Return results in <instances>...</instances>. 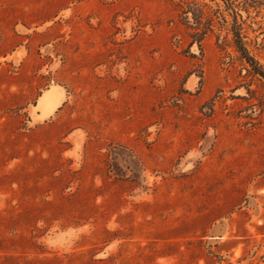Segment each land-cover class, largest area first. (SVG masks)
I'll return each mask as SVG.
<instances>
[{
  "label": "rangeland",
  "instance_id": "obj_1",
  "mask_svg": "<svg viewBox=\"0 0 264 264\" xmlns=\"http://www.w3.org/2000/svg\"><path fill=\"white\" fill-rule=\"evenodd\" d=\"M0 264H264V0H0Z\"/></svg>",
  "mask_w": 264,
  "mask_h": 264
},
{
  "label": "trees",
  "instance_id": "obj_2",
  "mask_svg": "<svg viewBox=\"0 0 264 264\" xmlns=\"http://www.w3.org/2000/svg\"><path fill=\"white\" fill-rule=\"evenodd\" d=\"M235 36H236V44L239 51L242 53L243 57L247 58L248 60H251V57H249V55L247 54L243 42L241 41L239 33H236Z\"/></svg>",
  "mask_w": 264,
  "mask_h": 264
}]
</instances>
